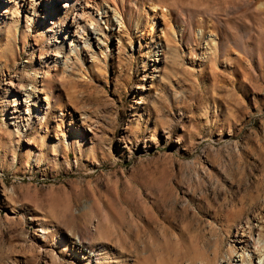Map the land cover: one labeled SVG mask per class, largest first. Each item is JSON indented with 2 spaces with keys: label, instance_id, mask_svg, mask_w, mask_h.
<instances>
[{
  "label": "rangeland",
  "instance_id": "rangeland-1",
  "mask_svg": "<svg viewBox=\"0 0 264 264\" xmlns=\"http://www.w3.org/2000/svg\"><path fill=\"white\" fill-rule=\"evenodd\" d=\"M18 6L0 0V264L229 258L264 212V0ZM70 26L88 48L63 71Z\"/></svg>",
  "mask_w": 264,
  "mask_h": 264
},
{
  "label": "bare ground",
  "instance_id": "bare-ground-1",
  "mask_svg": "<svg viewBox=\"0 0 264 264\" xmlns=\"http://www.w3.org/2000/svg\"><path fill=\"white\" fill-rule=\"evenodd\" d=\"M19 6L15 14L16 17H20V12L24 11L27 14L32 12V8L37 5L41 10L50 6L51 11H64L69 8L73 2H78L79 0H15ZM130 0H109V4L120 16V9L122 2H127ZM95 6V5H94ZM48 17L44 15V21ZM78 28L70 26L67 31L63 30V39L68 42L72 39L67 52L64 56L53 57V63L59 64L63 71H66L70 67L71 55L75 53L72 43L74 39L78 38L75 47L82 49L88 48V42H82L79 37H77ZM94 36V33H91ZM59 41L54 40V43ZM54 46V45H53ZM71 68V67H70ZM69 70V69H68ZM39 92L35 91H16L14 97L19 104L20 111L16 112L14 115V124L16 128L23 127L25 123L31 118V113L41 111L40 101L41 98L37 95ZM46 101V100H44ZM232 245L234 249H231L229 253V258L221 262V264H264V212L262 216L254 218L250 225H244L239 227L234 236L232 237Z\"/></svg>",
  "mask_w": 264,
  "mask_h": 264
}]
</instances>
